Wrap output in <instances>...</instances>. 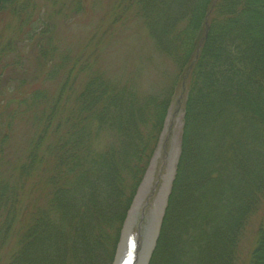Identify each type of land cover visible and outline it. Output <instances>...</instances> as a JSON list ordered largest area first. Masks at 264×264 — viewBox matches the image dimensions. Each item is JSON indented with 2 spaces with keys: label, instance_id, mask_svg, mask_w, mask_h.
Segmentation results:
<instances>
[{
  "label": "trees",
  "instance_id": "16d2710c",
  "mask_svg": "<svg viewBox=\"0 0 264 264\" xmlns=\"http://www.w3.org/2000/svg\"><path fill=\"white\" fill-rule=\"evenodd\" d=\"M51 1L64 12L66 1ZM32 2L0 0L2 246L28 188L46 200L23 213L30 219L5 264H100L104 256L112 264L171 91L139 93L94 72L75 91L87 67ZM87 3L69 0L72 16L93 10ZM110 13L112 26L140 16L187 80L178 159L148 264H237L242 231L264 197V0H115ZM90 124L115 136L100 152ZM248 264H264V227Z\"/></svg>",
  "mask_w": 264,
  "mask_h": 264
},
{
  "label": "rangeland",
  "instance_id": "374dc122",
  "mask_svg": "<svg viewBox=\"0 0 264 264\" xmlns=\"http://www.w3.org/2000/svg\"><path fill=\"white\" fill-rule=\"evenodd\" d=\"M60 1H66V5L61 6L63 13L57 12V7L60 5L52 6L51 0H34L36 3L32 2V4L36 5L39 14L51 15L52 27L57 38L63 45L68 46L73 56H80L84 66L87 67V71L80 75L79 82L75 84V91L80 88L79 85L92 72L102 74L118 84H130L139 93L153 94L160 89L171 91L172 101L164 119L163 128L132 199L133 201L137 197L138 190H140L146 177L150 175V181L132 225V234L135 239L138 230L142 231L145 228L155 200L167 183L163 208L160 217H158V222L161 221L164 213L163 210L166 206L179 154L187 80H182L180 69L176 66L175 61L162 50L160 45H157L140 16L126 15V18L117 25L112 26L110 24V10L115 0H86V4L90 1L93 10L84 9L81 14L75 17L72 16L71 9L68 7L69 0H57V3ZM59 15H63V17L61 18ZM7 20L9 21L10 18ZM4 27L5 30L1 26L3 38L6 37L7 33L6 25ZM72 103V100L68 101L67 105L70 107ZM89 129L92 131H89L92 134L90 136L91 147L97 152L106 149L115 140L112 131L104 129L96 135L93 133L95 128L92 124L89 125ZM36 191L31 192V187L28 188L21 201L23 211L3 246V239L1 240L0 264H5L17 248L19 238L30 219L29 213L23 219V213L29 209V211L35 210L37 204L45 203V192L36 193ZM261 227H264V197L258 206V211L251 217L242 231L237 264H248L250 252L255 245L257 231ZM108 247L105 249L106 251L109 250ZM133 248L132 239L127 246V255L132 252ZM104 262L105 256L100 264H104Z\"/></svg>",
  "mask_w": 264,
  "mask_h": 264
},
{
  "label": "water",
  "instance_id": "95a60500",
  "mask_svg": "<svg viewBox=\"0 0 264 264\" xmlns=\"http://www.w3.org/2000/svg\"><path fill=\"white\" fill-rule=\"evenodd\" d=\"M139 191V190H138ZM136 200V197L134 198V201ZM131 213L128 214L122 234H121V241H120V246L117 251V257L121 254L123 251L124 247L130 242L132 239L131 235V226L134 221V215H135V207L132 208ZM157 236V229L155 232L146 239L142 246L139 247V252H138V257L136 259V262L134 264H147L148 259L150 257V254L152 252V249L154 247V242L156 240Z\"/></svg>",
  "mask_w": 264,
  "mask_h": 264
},
{
  "label": "bare ground",
  "instance_id": "6f19581e",
  "mask_svg": "<svg viewBox=\"0 0 264 264\" xmlns=\"http://www.w3.org/2000/svg\"><path fill=\"white\" fill-rule=\"evenodd\" d=\"M150 181V175H148L146 177V179L144 180L139 192L137 193V197H136V200L134 201L135 202V206H137V209L143 199V196H144V193L147 189V185ZM166 186H167V183H165L163 189H161L157 199L155 200V203H154V207L151 209L150 211V214H149V217L147 219V223L146 225L149 223H153L154 225V228H155V225L158 223V217H160V214H161V210H162V206H163V202H164V199H165V193H166ZM145 225V226H146Z\"/></svg>",
  "mask_w": 264,
  "mask_h": 264
}]
</instances>
